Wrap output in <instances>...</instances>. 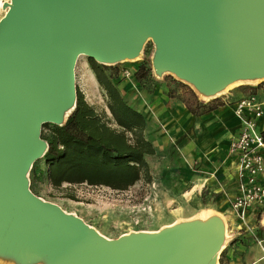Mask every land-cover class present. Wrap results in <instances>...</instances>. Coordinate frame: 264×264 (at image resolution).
<instances>
[{"label":"water","instance_id":"obj_1","mask_svg":"<svg viewBox=\"0 0 264 264\" xmlns=\"http://www.w3.org/2000/svg\"><path fill=\"white\" fill-rule=\"evenodd\" d=\"M11 3L0 22V249L13 250L22 261L44 246L59 253L56 264H143L181 228L108 239L36 197L26 173L47 147L42 124L61 123V107L76 102L80 55L108 64L136 56L149 38L157 46L154 67L161 59L209 86L263 71L264 0ZM9 238L22 248H11ZM206 241L198 264H218L222 250L215 259L218 246Z\"/></svg>","mask_w":264,"mask_h":264},{"label":"rangeland","instance_id":"obj_2","mask_svg":"<svg viewBox=\"0 0 264 264\" xmlns=\"http://www.w3.org/2000/svg\"><path fill=\"white\" fill-rule=\"evenodd\" d=\"M5 11L6 8L0 9V19ZM156 51L155 42L149 38L133 58L108 64L95 61L99 65L110 67L107 73L115 74L113 81L123 98L131 107L143 112L142 114L150 119L147 131L144 132V136L154 146L153 155L147 157L150 179H140L122 191L86 183H63L60 188H55L46 178L45 172L35 175L36 168L46 169L41 156L31 164L26 173L29 189L39 199L52 202L65 212L78 216L108 239H116L133 230H158L175 221L193 218L202 210H212L226 218L229 238L226 248L221 251L222 255L219 254L218 264H228L229 259L225 258L224 254H227L229 247H233L231 257L235 258L243 253V248H249L263 235L261 226L264 221V206L252 208L245 221H242L229 205L227 182L225 179L217 180L216 174L213 173L211 177L215 180L211 179L208 186L203 187L191 198L185 199L183 194L190 188V174H201L198 164L188 161V149H180L181 142H184L191 132L188 130L179 139L171 138L167 135L169 127L160 119L159 114L165 113L167 117L169 109L179 111L181 107L187 109L185 104H190L195 112L192 114L187 109L188 112L194 117H199L202 114L197 115L196 112L216 106L217 103L222 105L215 109L233 105L240 96L264 86V80L241 84L219 96L207 99L203 91L182 80L174 72L157 71L154 67ZM90 60L93 59L80 55L76 61V91L82 92L85 100L93 105L97 112L105 111L110 119L109 124L119 129L106 106L105 92L91 69ZM137 70L140 72L139 76L136 74ZM199 102L204 106H198ZM71 110L64 111L62 120ZM39 261L38 256L22 261L13 250L0 249V262L3 263L37 264ZM45 264L56 263L48 258Z\"/></svg>","mask_w":264,"mask_h":264},{"label":"trees","instance_id":"obj_3","mask_svg":"<svg viewBox=\"0 0 264 264\" xmlns=\"http://www.w3.org/2000/svg\"><path fill=\"white\" fill-rule=\"evenodd\" d=\"M90 61L105 92L106 106L119 129L109 124L105 111L97 112L77 90L75 106L61 124H42L41 138L47 144L42 155L47 166L45 176L55 188H60L63 183H86L125 190L141 176L147 181L150 179L144 155L153 154L154 147L144 136L143 114L123 98L114 84L115 74L107 73L110 67ZM139 70L136 71L138 76ZM185 105L194 114L191 105ZM219 105L222 103L196 114L209 112ZM198 106L204 105L199 102Z\"/></svg>","mask_w":264,"mask_h":264},{"label":"crops","instance_id":"obj_4","mask_svg":"<svg viewBox=\"0 0 264 264\" xmlns=\"http://www.w3.org/2000/svg\"><path fill=\"white\" fill-rule=\"evenodd\" d=\"M167 113V117L165 116V113H161L159 116L160 119L166 123L167 127H169V131L167 132L168 136L171 138L173 137L174 139H179L183 134L190 130V136H188L184 142H181L180 149H188L186 153L188 161H193V163L196 162L200 169L199 172H201V174H190V188L183 194L185 195V199L191 198L192 195L197 194L203 187L208 186L211 179H214L211 176L216 174L217 180L225 179L227 182L230 194L229 205H231V199L237 191V176L236 161L235 158L229 154L228 146L230 141L238 135L240 130V122L234 114V103L233 105L221 106L211 112L202 114L199 117H194L185 107H181L179 111H170L169 109ZM143 116L145 118L144 133L147 131L150 119L146 115ZM262 120L264 121V117ZM148 156V154L144 155L146 161ZM44 170H41V167L36 168L35 175L42 174ZM143 178L144 177L141 176L138 180ZM249 212L246 218L248 217ZM263 222L261 226L263 227V235L257 239H264ZM257 239L249 248H243V253L241 252V254L235 258L231 257L233 247H229L227 254H224V257L229 259L228 264H264V252L258 245ZM0 264L8 263L0 262Z\"/></svg>","mask_w":264,"mask_h":264},{"label":"bare ground","instance_id":"obj_5","mask_svg":"<svg viewBox=\"0 0 264 264\" xmlns=\"http://www.w3.org/2000/svg\"><path fill=\"white\" fill-rule=\"evenodd\" d=\"M5 6L12 7L11 0H0V9L5 10ZM1 22V19H0ZM130 57L122 58L125 60ZM133 58V57H132ZM157 71L171 70L182 80L187 81L200 88L203 91L205 98H214L222 93L228 92L241 84H251L258 80H264L263 71H249L237 75H232L220 83L209 86L204 82L192 79L189 76L178 73L171 66L166 64L163 60L158 59L155 63ZM75 106V101L66 102L61 108L72 109ZM174 227H180L179 234H173L166 238L165 244L160 245L154 250L148 259L144 260L143 264H198L201 262V249L206 245L207 239L211 238L218 246L216 250L215 259L221 250L226 245L229 238L226 218L215 214L212 210H202L193 218L182 219L171 224L164 225L158 230H139L131 231L123 235H137V234H154L169 230ZM100 233V232H99ZM101 234V233H100ZM102 235V234H101ZM2 234L0 233V239ZM105 238H108L102 235ZM11 248L21 247L22 244L15 241L13 238L7 239ZM168 244V245H167ZM37 255L40 261L37 264H45L46 259L50 258L53 262L58 259L59 253L47 247L41 246ZM214 264H217V260Z\"/></svg>","mask_w":264,"mask_h":264},{"label":"built area","instance_id":"obj_6","mask_svg":"<svg viewBox=\"0 0 264 264\" xmlns=\"http://www.w3.org/2000/svg\"><path fill=\"white\" fill-rule=\"evenodd\" d=\"M234 114L240 130L228 146L236 161L237 176L231 207L245 221L252 208L264 206V86L236 99ZM263 242L264 239H257L264 252Z\"/></svg>","mask_w":264,"mask_h":264}]
</instances>
